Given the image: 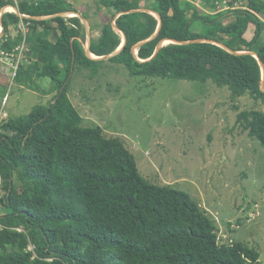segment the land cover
<instances>
[{"label": "trees", "instance_id": "16d2710c", "mask_svg": "<svg viewBox=\"0 0 264 264\" xmlns=\"http://www.w3.org/2000/svg\"><path fill=\"white\" fill-rule=\"evenodd\" d=\"M194 1L101 0L98 21L71 0L20 6L31 27L15 80L36 89L37 80L48 77L55 96L26 116L0 123V203L8 210L0 216V264H264L258 251L242 243L220 244L216 223L190 194L146 180L124 141L106 137L100 126H84L68 95L76 69L106 62L87 56L81 18L57 16L74 12L90 23L96 57L122 46L116 20L127 43L107 61L127 67L133 77L210 80L227 88L233 100L249 95L264 101L262 67L254 56L194 42L209 39L235 52H254L264 62V2L217 11L216 3L224 0H202V12ZM9 4L0 0V13ZM143 9L161 17L152 40L160 21ZM228 16L234 19L226 23ZM19 22L16 14L4 15L0 49L21 43ZM165 40L190 43H167L154 56ZM238 122L264 147V112H240Z\"/></svg>", "mask_w": 264, "mask_h": 264}, {"label": "rangeland", "instance_id": "374dc122", "mask_svg": "<svg viewBox=\"0 0 264 264\" xmlns=\"http://www.w3.org/2000/svg\"><path fill=\"white\" fill-rule=\"evenodd\" d=\"M248 1L239 0V9ZM71 2L99 20L101 0ZM194 2L207 10L202 0ZM254 32L251 24L246 38ZM34 86L13 80L8 66L0 68V123L26 116L55 96L48 77ZM68 95L84 126H100L106 137L124 141L146 180L190 194L216 223L220 244L242 243L258 251L264 263V147L238 122L240 112H264V101L249 95L233 100L227 88L210 80L133 77L127 67L108 61L76 69ZM4 193L0 180V198ZM7 212L0 203V216Z\"/></svg>", "mask_w": 264, "mask_h": 264}, {"label": "built area", "instance_id": "2783aa9c", "mask_svg": "<svg viewBox=\"0 0 264 264\" xmlns=\"http://www.w3.org/2000/svg\"><path fill=\"white\" fill-rule=\"evenodd\" d=\"M48 0H8L11 4L5 6L0 13L4 15L6 13H13L20 17V22L18 24V29L22 35V41L17 46L13 47L12 50L0 49V68L3 69L5 66H8L12 70L13 80L17 78L21 66L23 65L26 57V53L29 51L28 47V37L30 34L31 23L26 21L30 19V16L22 14L20 11V6L22 4H28L29 6H40L43 2ZM218 11H225L229 9L240 8V3L236 2L234 5H231V2L224 0L223 2L216 3ZM65 17H76L74 14L65 13ZM4 30V26L0 24V33ZM8 38L5 39V41ZM6 100V99H5ZM1 180V177H0ZM2 181V180H1Z\"/></svg>", "mask_w": 264, "mask_h": 264}, {"label": "water", "instance_id": "95a60500", "mask_svg": "<svg viewBox=\"0 0 264 264\" xmlns=\"http://www.w3.org/2000/svg\"><path fill=\"white\" fill-rule=\"evenodd\" d=\"M140 11H144V12H148L152 15H154L156 18L159 19L160 21V25L158 27V30L156 32V34L150 39H154L160 32L161 30V27H162V22H161V17L158 13L152 11V10H146V9H143V10H140ZM133 11H129V12H124V13H121L119 14L117 18H119L122 14H125V13H131ZM68 14H74L76 15V17H79L82 19L85 27H86V30H87V40H88V47L86 48V53H87V56L91 59H94V60H98V61H107V60H110L112 58H114L115 56H117L120 51L123 49V47L125 46V44L127 43V36L119 29V27L117 26L116 24V20L113 22V25L115 26V28H117L124 36V41H123V44L122 46L120 47V49L118 51H116L115 53H112L110 55H105V56H102V57H96L94 56L92 53H91V43H92V35H91V29H90V25L88 24V21L87 19L82 15V14H79V13H74V12H69ZM57 16L59 17H65V13H62V14H58ZM3 17H4V14L2 13L1 16H0V24L1 26L3 25ZM51 17H55V16H51ZM51 17H46L45 19H49ZM4 34V30L2 31V33H0V37H2V35ZM149 40V41H150ZM148 41H145V42H142V43H139L137 44L134 48H133V52L134 54L137 53V49L144 45L145 43H147ZM194 42H205V43H213V44H216L224 49H226L227 51H229L230 53L232 54H235V55H242V54H247V55H252L254 56L260 63L261 67H262V72H263V80H262V90L264 91V62L261 60V58L254 52H235L233 51L232 49L228 48L225 44H222V43H218L216 41H212V40H209V39H199V40H196ZM167 43H177V44H187V43H190V42H180V41H176V40H165L163 42L160 43V45L157 47V50H156V53L154 56L157 55V53L160 51V49L166 45Z\"/></svg>", "mask_w": 264, "mask_h": 264}, {"label": "crops", "instance_id": "0c3cea01", "mask_svg": "<svg viewBox=\"0 0 264 264\" xmlns=\"http://www.w3.org/2000/svg\"><path fill=\"white\" fill-rule=\"evenodd\" d=\"M248 39V38H247Z\"/></svg>", "mask_w": 264, "mask_h": 264}]
</instances>
